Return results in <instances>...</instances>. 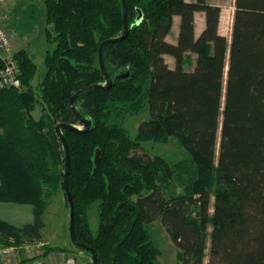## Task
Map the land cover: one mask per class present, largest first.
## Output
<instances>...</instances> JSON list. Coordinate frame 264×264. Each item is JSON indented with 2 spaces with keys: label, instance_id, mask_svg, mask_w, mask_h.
Listing matches in <instances>:
<instances>
[{
  "label": "trees",
  "instance_id": "1",
  "mask_svg": "<svg viewBox=\"0 0 264 264\" xmlns=\"http://www.w3.org/2000/svg\"><path fill=\"white\" fill-rule=\"evenodd\" d=\"M42 2L45 39L54 44L44 75L33 86L37 66L18 50L25 89L0 92V202L31 205L33 221L17 227L0 219L1 245L39 240L48 198L59 188L65 197L55 126L83 129L69 99L105 84L99 44L123 31L120 0ZM125 4L128 33L105 45L102 58L112 78L128 74L75 99L91 121L87 131L62 129L77 240L95 250L97 264H158L147 224L159 219L180 264H203L205 256L207 264H264V0H234L229 38L218 30L220 7L208 0ZM197 12L204 21L199 34ZM173 16L179 17L175 43L166 40ZM189 54L194 67L186 70ZM143 109L148 116L132 139L123 120ZM170 137L187 161L170 165L140 145ZM178 173L186 176L182 194H166ZM54 252L79 251L42 246V256Z\"/></svg>",
  "mask_w": 264,
  "mask_h": 264
},
{
  "label": "rangeland",
  "instance_id": "2",
  "mask_svg": "<svg viewBox=\"0 0 264 264\" xmlns=\"http://www.w3.org/2000/svg\"><path fill=\"white\" fill-rule=\"evenodd\" d=\"M15 0H9L1 10V16L5 24V28L13 45L14 34L25 33L28 36V42H25V38H21V42L18 41L19 50H26L30 58L37 66V72L35 75L34 85H36L43 77L45 72L44 56L48 52L50 53L54 48V44L48 42L45 39V28H49L45 24L44 17V4L42 0H23L24 4H30L33 9L26 12H19L20 21H9L7 14L8 9L12 2ZM211 4L218 5L220 7V19H219V33L225 37H230L232 16H233V3L234 0H208ZM199 15V14H198ZM15 18L17 16L15 15ZM13 17V19H15ZM196 23H201L199 16L195 19ZM175 31V30H174ZM27 47L28 48L25 49ZM15 47L13 46V49ZM16 49V50H17ZM14 50L16 53L17 51ZM194 54H189L185 58L184 68L191 70L194 67ZM168 65L173 67V61H169ZM18 91V90H17ZM37 108L34 114H38ZM148 116L147 110L143 109L139 113L129 114L123 120V126L127 131L130 138H134L138 124L145 120ZM77 128H81L79 125H75ZM143 151L149 156L159 155L164 158L170 165L179 164L188 160V156L185 151L180 147L176 139L163 138L160 140L145 139L140 143ZM138 154L143 153L141 150L136 151ZM186 182V176L183 174H177L167 186L166 194L180 195L183 192V186L180 181ZM44 226L41 229L40 239L36 241L27 242L21 248L23 255H27L28 258L42 254V246L49 247H61L67 250L73 251L74 248L71 245L68 233V221H69V208L66 204V199L63 195L62 189H57L47 200V205L43 211ZM0 219L20 227L26 223L33 221L32 206L29 204H18L12 202H0ZM90 226L92 231L96 230L97 218L96 211L92 210L89 213ZM147 228L151 234L152 245L158 250L156 261L158 264H180L177 257L178 250L170 241L165 228L161 225L159 219L147 224ZM206 246L208 247V238L206 240ZM73 252L82 254L81 257H74L67 259L64 256L58 258V255H53L51 258V264H91L89 256L81 251ZM207 254V249L205 250ZM54 262V263H53ZM207 264V256L204 258V263Z\"/></svg>",
  "mask_w": 264,
  "mask_h": 264
},
{
  "label": "water",
  "instance_id": "3",
  "mask_svg": "<svg viewBox=\"0 0 264 264\" xmlns=\"http://www.w3.org/2000/svg\"><path fill=\"white\" fill-rule=\"evenodd\" d=\"M120 2H121V8H122V28H123L122 34L119 37L106 39V40L102 41L99 44L98 51H97L98 52V65H99L101 72L104 75L105 84H99V83L91 84L88 87L81 89V90L77 91L76 93H74L69 99L70 109H71L73 115L75 116V118L79 121V123L82 124L83 129H81V128L79 129L75 125H69V124H63V123H59L55 126V132L61 141L63 151H64V175H63V180H62V187H63V191H64V194L66 197L68 208H69V221H68L69 239H70L71 245L73 246L74 249L86 250L90 253L91 264H97V257H96L95 250L93 248L87 247L85 244L79 242L75 236L74 206H73L72 198H71V195H70V192L68 189V176H69V167H70L69 151H68V144H67V142H66V140L62 134V129H68L71 131H78V132L79 131L80 132L87 131L90 128L91 121L86 120L77 111V109L74 105L75 99L77 97L81 96L82 94L88 92L92 88L108 89L111 86L113 81L124 78L128 74V72L121 73V74L115 75L112 78L111 75L109 74V72H108V70L104 64L103 58H102V48L105 45L116 43V42L124 39L128 33L129 24L127 21V8H126L125 0H120ZM139 20H140V15L137 17L136 21L138 22Z\"/></svg>",
  "mask_w": 264,
  "mask_h": 264
},
{
  "label": "built area",
  "instance_id": "4",
  "mask_svg": "<svg viewBox=\"0 0 264 264\" xmlns=\"http://www.w3.org/2000/svg\"><path fill=\"white\" fill-rule=\"evenodd\" d=\"M9 0H0V92L5 89L24 90L25 86L21 81V72L15 59L13 45L5 28L1 16V10ZM22 246L0 244V264H51L50 255H37L28 258L21 251ZM21 256L23 258H21Z\"/></svg>",
  "mask_w": 264,
  "mask_h": 264
},
{
  "label": "crops",
  "instance_id": "5",
  "mask_svg": "<svg viewBox=\"0 0 264 264\" xmlns=\"http://www.w3.org/2000/svg\"><path fill=\"white\" fill-rule=\"evenodd\" d=\"M186 1H194V0H186ZM30 9H33V6L30 5V4H24L23 0H15L14 2L11 3L9 9H8V16H9V21L12 22V21H20V17H19V12H26L27 10H30ZM199 14V15H198ZM15 15L17 16V18H15ZM199 16L200 20H201V23L197 24L196 21H195V33L196 34H199V32L202 30L203 28V24H204V21H203V13L201 12H197L195 13V19L196 17ZM13 17L15 19H13ZM44 17H45V11H44ZM178 24H179V17L178 16H173L172 18V26H171V30L169 32V34L166 36V40L168 42H171V43H175L176 42V38H177V34H178ZM175 30V31H174ZM13 34H14V41H13V46L15 47L14 50H16L17 48H19L18 44L21 42V40L19 39H23L25 38V42H28V36L25 34V33H16L15 31H13ZM19 41V43H18ZM29 50V47L26 46L25 49ZM19 49H17L16 51H18ZM164 59L165 61L168 62L169 61H173V58L169 55H164ZM34 81H35V78L33 79L32 81V85H34ZM35 113V112H34ZM33 113V116L36 118L38 117L39 114H34ZM55 255H58V258H62L63 256L67 259H72L74 257H81L82 254L80 253H72V252H54V253H51L50 254V258L54 257ZM21 258H23L21 256ZM54 263V262H53Z\"/></svg>",
  "mask_w": 264,
  "mask_h": 264
}]
</instances>
